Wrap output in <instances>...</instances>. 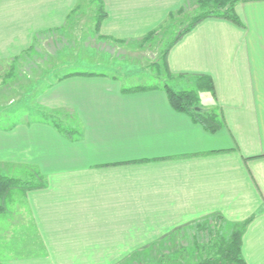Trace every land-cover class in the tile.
Listing matches in <instances>:
<instances>
[{"label":"crops","instance_id":"crops-1","mask_svg":"<svg viewBox=\"0 0 264 264\" xmlns=\"http://www.w3.org/2000/svg\"><path fill=\"white\" fill-rule=\"evenodd\" d=\"M198 7L0 0V92H15L16 114L0 128V170L42 181L26 198L49 264H126L138 250H197L199 228L229 238L243 224L246 264H264V0H235L241 25L206 17L168 50L174 90L179 77L194 80L189 90L199 89V75L212 79L215 96L206 91L200 107L218 113L216 132L176 110L166 83L125 91L141 85L125 87L115 53L101 50L144 41ZM72 37L81 45L71 48ZM60 114L65 131L54 120Z\"/></svg>","mask_w":264,"mask_h":264},{"label":"rangeland","instance_id":"rangeland-1","mask_svg":"<svg viewBox=\"0 0 264 264\" xmlns=\"http://www.w3.org/2000/svg\"><path fill=\"white\" fill-rule=\"evenodd\" d=\"M201 12L200 5L197 10H188L186 15L161 27L157 35L155 34L149 41H145L144 39V41H135L127 44L108 43L107 45H100L103 52L115 53L113 58L117 60L121 67L115 76L120 78L125 87L137 85L151 87L165 83L168 85L169 81L172 84L175 83L174 76L165 70L164 53L171 47L176 37L187 29ZM92 42L93 44H97L94 40ZM83 43L85 42L82 41ZM70 44L71 48L81 45L73 37L71 38ZM74 57L75 55L71 54V64L76 60ZM53 61L54 63H59L61 59L54 58ZM41 62V58L34 60L27 59V61L25 59L22 61L21 66H26V69H29L32 64L39 65ZM76 65L73 64L72 66ZM77 70L80 69L77 68ZM20 76L23 75L21 74ZM193 81H190L188 78L179 77L177 78L175 88L180 91H191L189 89L196 88V84ZM198 95L200 102L203 104L211 97L204 90H199ZM14 96L15 92L13 91H10V93L0 92V101L9 103L5 106L6 109L0 106V108L4 109L3 111L0 109V128H5L15 123L14 115L16 114L13 112L15 109V107L13 109ZM61 119V114L54 118L58 123H62ZM8 172L2 174L0 170V175L35 181V178L30 176L33 174L32 171L8 169ZM26 193L28 191L25 192V189L21 187L14 189L6 198L5 211H0V264H49L45 255L46 251L39 248L41 242L37 234L34 219L30 215ZM218 231L216 227L208 230H202V228L196 230L193 240L195 239V242L198 243L199 247L197 250L194 248L192 250H180L177 252L173 249L170 251L138 250L134 251L133 259L127 260L126 264H195L202 257L212 254V250L210 251V248H206L208 247L206 242L208 240L215 241Z\"/></svg>","mask_w":264,"mask_h":264},{"label":"trees","instance_id":"trees-1","mask_svg":"<svg viewBox=\"0 0 264 264\" xmlns=\"http://www.w3.org/2000/svg\"><path fill=\"white\" fill-rule=\"evenodd\" d=\"M202 12L195 18V21L185 29L183 34L189 32L195 27L197 23L202 21L206 17H221L234 22L237 25H241L238 16L234 12L235 0H197ZM156 33H150L145 37V41H149L155 36ZM181 34L180 37L183 35ZM179 37V38H180ZM167 49L164 53V64L167 67ZM197 83L199 84L198 90L191 91H176L169 85L165 86V90L168 94L169 100L173 107L187 115L196 123L201 124L210 132H216L221 128L222 122L217 112L203 110L200 107V98L198 95L199 90L209 91L215 96L214 86L212 79L208 76L199 75L197 77ZM149 87L140 86L132 89H125V91H139L147 89ZM59 130L65 131L62 123H57ZM38 175V174H37ZM37 175H31L35 178V181L21 180L13 177H7L0 175V211H5L6 198L16 188H23L26 191L38 189L43 187L42 181ZM246 224L238 226L229 238H217L212 241L207 249L212 250V254L206 257H202L195 264H246L242 255V235Z\"/></svg>","mask_w":264,"mask_h":264}]
</instances>
